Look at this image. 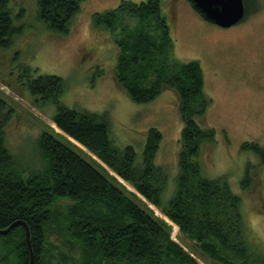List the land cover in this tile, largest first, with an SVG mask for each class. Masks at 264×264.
Instances as JSON below:
<instances>
[{
    "label": "trees",
    "instance_id": "1",
    "mask_svg": "<svg viewBox=\"0 0 264 264\" xmlns=\"http://www.w3.org/2000/svg\"><path fill=\"white\" fill-rule=\"evenodd\" d=\"M87 1L35 0L40 20L64 34ZM243 1L248 16L254 0ZM169 17L162 0L122 1L115 9L96 13L94 39L82 58L98 55L100 42L109 41L101 37L104 32L114 38L117 48L115 80L135 103H150L165 90L175 94L182 129L177 187L167 206L162 196L168 174L155 163L163 141L160 131L148 130L141 156L133 146L120 148L111 139L106 114L67 108L62 103L66 88L62 78L33 76L37 70L26 68L19 83L36 100L55 105L52 119L63 135L42 132L39 146L48 166L24 179L16 173L15 158L5 141L15 111L0 94V230L16 222L27 224L33 264H46L47 233L55 226L63 231L70 249H78L79 257L71 264H202L192 253L206 264H264V257L248 243L240 198L225 178L209 179L203 174V150L216 142L215 130L202 122L211 99L205 93L200 62H180L173 57L175 40ZM22 34L11 0H0V64ZM69 139L105 168L84 157ZM243 149L259 155L264 163V147L246 143ZM111 173L162 209L179 228L191 253L174 241L170 226ZM249 177L243 181L246 188ZM59 201L70 205L60 212L55 209ZM0 250V264L10 259L30 264L25 228L17 225L0 234ZM60 259L59 264H70L66 254Z\"/></svg>",
    "mask_w": 264,
    "mask_h": 264
},
{
    "label": "rangeland",
    "instance_id": "2",
    "mask_svg": "<svg viewBox=\"0 0 264 264\" xmlns=\"http://www.w3.org/2000/svg\"><path fill=\"white\" fill-rule=\"evenodd\" d=\"M122 1L140 3L145 0H88L64 34L54 32L40 20L35 0H11L16 24L22 26L23 34L15 39L5 62L0 64V94L15 111L6 129V146L15 158L16 173L20 177L27 179L47 168L39 139L44 131L63 135L52 119L57 110L51 102L38 101L31 96L19 83V76L30 68L37 70L33 76L60 77L66 87L63 105L106 114L111 139L120 148L133 146L141 156L148 130L155 128L162 133L163 141L155 163L168 174L162 196L163 205L167 206L177 187V154L182 129L175 94L165 90L150 103H135L115 80L117 48L114 38L104 32L101 37H109V41L100 42L98 55L82 59L94 39L93 15L115 9ZM162 1L163 10L173 21V57L180 62H200L205 74V93L211 99L202 122L215 130L216 142L203 150L200 158L203 174L209 179L228 181L232 192L241 200L250 234L248 243L254 252L264 257V163L259 155L243 149L246 143L264 147V0L252 1L245 22L229 30L204 20L188 0ZM97 42L98 39L96 48ZM69 140L84 157L104 167L82 145ZM246 175L250 176L247 188L243 186ZM114 176L128 191L137 194L156 217L164 220L170 226L174 241L191 253L179 228L162 209ZM68 205L69 201H59L55 209L63 212ZM47 235L46 264H59L63 254L70 264L73 258L78 259V249H70L61 228L55 226ZM7 264H16L15 259Z\"/></svg>",
    "mask_w": 264,
    "mask_h": 264
},
{
    "label": "water",
    "instance_id": "3",
    "mask_svg": "<svg viewBox=\"0 0 264 264\" xmlns=\"http://www.w3.org/2000/svg\"><path fill=\"white\" fill-rule=\"evenodd\" d=\"M188 2L204 20L223 28L236 25L245 16L243 0H188ZM17 225H22L26 230L27 244L31 252L30 264H33L34 256L31 248L30 232L26 223L16 222L9 228L0 230V234L9 233Z\"/></svg>",
    "mask_w": 264,
    "mask_h": 264
},
{
    "label": "flooded vegetation",
    "instance_id": "4",
    "mask_svg": "<svg viewBox=\"0 0 264 264\" xmlns=\"http://www.w3.org/2000/svg\"><path fill=\"white\" fill-rule=\"evenodd\" d=\"M245 5V4H244ZM247 6L245 5V16H244V18L239 22V23H237L236 25H233V26H231V27H229V28H223V27H220V26H218V25H216V26H218L220 29H222V30H229V29H231V28H233V27H235V26H237V25H239V24H241L242 22H245V20L247 19Z\"/></svg>",
    "mask_w": 264,
    "mask_h": 264
}]
</instances>
